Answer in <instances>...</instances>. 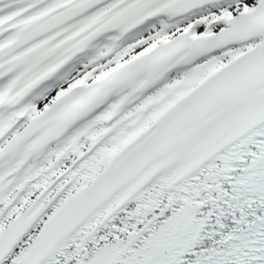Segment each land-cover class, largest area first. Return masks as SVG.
<instances>
[{
    "label": "snow or ice",
    "instance_id": "obj_1",
    "mask_svg": "<svg viewBox=\"0 0 264 264\" xmlns=\"http://www.w3.org/2000/svg\"><path fill=\"white\" fill-rule=\"evenodd\" d=\"M0 264H264V0H0Z\"/></svg>",
    "mask_w": 264,
    "mask_h": 264
}]
</instances>
